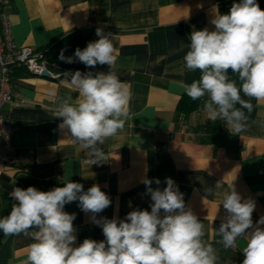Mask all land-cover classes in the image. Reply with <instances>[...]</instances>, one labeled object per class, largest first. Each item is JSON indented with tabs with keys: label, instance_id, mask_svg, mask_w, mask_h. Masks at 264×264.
<instances>
[{
	"label": "crops",
	"instance_id": "1",
	"mask_svg": "<svg viewBox=\"0 0 264 264\" xmlns=\"http://www.w3.org/2000/svg\"><path fill=\"white\" fill-rule=\"evenodd\" d=\"M5 1L2 11L19 46L40 50L76 30L102 29L116 50L114 68L98 64L82 71L94 75L115 71L131 100L124 128L98 145L109 159L89 165L87 150L72 143L67 130H59L62 118L55 116L60 99L72 96L74 101L78 96L73 86L14 68V98L2 106L1 114L14 128L11 141L17 163L8 167L0 161V218L15 203L10 196L15 187L71 180L85 191L99 185L109 196L111 205L96 219H124L133 210L151 211V196L142 179L153 180L151 187L163 190L165 179L171 178L183 193L186 208L204 223V239L216 249L217 264H242L246 241L238 238L236 247L225 249L216 242L221 238L215 230L227 215L220 202L231 183L242 199L255 202L254 225L264 216V101H256L254 116L239 134L231 133L222 120H209L206 96L192 112L179 105L187 95L184 85L191 84L195 74L183 59L190 34L214 30L211 20L217 8L220 12L239 0ZM217 182L224 187L215 189ZM78 204L64 207L76 215L77 244L85 238L104 240L93 214ZM33 242L31 236L0 231V264H23Z\"/></svg>",
	"mask_w": 264,
	"mask_h": 264
},
{
	"label": "clouds",
	"instance_id": "2",
	"mask_svg": "<svg viewBox=\"0 0 264 264\" xmlns=\"http://www.w3.org/2000/svg\"><path fill=\"white\" fill-rule=\"evenodd\" d=\"M211 24L214 30L204 28L190 34L183 59L187 69L199 70L201 75L185 84L184 90L193 100L206 96L204 110L209 120H222L231 133L239 134L247 126L244 109L252 111V99L264 101V9L257 0H240L227 14H219L217 8ZM96 35L98 40L77 48L73 56L66 57L61 50L59 59L66 63L78 60L89 68L98 64L114 68L117 57L112 40L99 28ZM229 70L239 85L230 79ZM64 78L78 96L74 101L72 96L62 98L57 104L55 116L62 118L59 130H67L72 143L87 150L89 165L108 160L98 145L124 128L130 115V91L115 71L94 75L77 70L64 73ZM141 182L151 196V211L133 210L124 219H96V214L111 205L99 185L87 191L71 180L49 191L15 187L10 193L15 203L0 218V231L6 236H31L34 242L24 264H217L216 249L204 239V223L186 208L175 182L166 178L163 190L153 189V180L147 177ZM155 183L159 185L160 180ZM214 187L224 186L217 182ZM77 201L82 211L93 214L104 240L85 238L77 244L76 215L64 211L66 204ZM220 204L227 215L215 230L221 238L216 242L230 249L243 238L242 264H264V228L260 227L264 216L254 225L255 202L242 199L231 183Z\"/></svg>",
	"mask_w": 264,
	"mask_h": 264
},
{
	"label": "built area",
	"instance_id": "3",
	"mask_svg": "<svg viewBox=\"0 0 264 264\" xmlns=\"http://www.w3.org/2000/svg\"><path fill=\"white\" fill-rule=\"evenodd\" d=\"M5 3V0H0V161L8 167H14L17 163L11 141L14 128L1 114L2 106L12 102L14 98L11 83L12 70L16 67H23L38 76L45 71L49 77L68 84L64 73H74L77 70L81 73L85 72L80 69L53 68L42 50L17 45L12 37L8 17L2 11Z\"/></svg>",
	"mask_w": 264,
	"mask_h": 264
},
{
	"label": "trees",
	"instance_id": "4",
	"mask_svg": "<svg viewBox=\"0 0 264 264\" xmlns=\"http://www.w3.org/2000/svg\"><path fill=\"white\" fill-rule=\"evenodd\" d=\"M240 2V0L238 1ZM237 2V3H238ZM257 3L260 5L261 9H264V0H257ZM231 7L229 8H223L220 10L219 14H227L229 13ZM100 37L96 35V32H86V31H80L76 30L74 32H71L68 34L65 38L58 41L56 44H54L51 47H47L44 49H40L43 52H45V58L48 62H50L51 65H53V68L57 67H64L68 69H81L85 71V65L78 60L74 63H66L59 59V55L61 53V50L64 51V55L66 57L73 56L74 52L77 48L84 49L89 42H94L98 40ZM200 71L196 70L194 74V80H198L200 78ZM229 77L230 79L236 80L237 84H240V81L237 76L233 75L231 73V70H229ZM243 97V93H241ZM245 99H248L247 97H243ZM200 103V100H193L188 95H184L181 98L180 101V108L186 112H192L198 108V105ZM251 103L253 105L252 111L249 113L246 109H244L245 114L248 118H252L256 111V100L252 99ZM239 107V105H237ZM57 186H63L62 184L49 180L41 184H37L36 187L40 188L42 191H49Z\"/></svg>",
	"mask_w": 264,
	"mask_h": 264
},
{
	"label": "water",
	"instance_id": "5",
	"mask_svg": "<svg viewBox=\"0 0 264 264\" xmlns=\"http://www.w3.org/2000/svg\"><path fill=\"white\" fill-rule=\"evenodd\" d=\"M41 76L42 77H47V73L44 71V72L41 73Z\"/></svg>",
	"mask_w": 264,
	"mask_h": 264
}]
</instances>
